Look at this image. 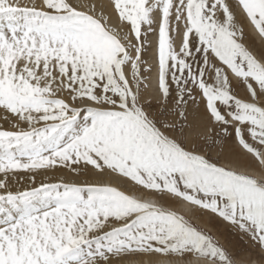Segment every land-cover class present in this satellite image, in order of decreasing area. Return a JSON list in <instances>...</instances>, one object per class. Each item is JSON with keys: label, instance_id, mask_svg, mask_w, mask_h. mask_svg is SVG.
Returning <instances> with one entry per match:
<instances>
[{"label": "snow or ice", "instance_id": "6c2138e0", "mask_svg": "<svg viewBox=\"0 0 264 264\" xmlns=\"http://www.w3.org/2000/svg\"><path fill=\"white\" fill-rule=\"evenodd\" d=\"M245 24L264 40V0H0V264H264Z\"/></svg>", "mask_w": 264, "mask_h": 264}, {"label": "rangeland", "instance_id": "374dc122", "mask_svg": "<svg viewBox=\"0 0 264 264\" xmlns=\"http://www.w3.org/2000/svg\"><path fill=\"white\" fill-rule=\"evenodd\" d=\"M244 28H245L246 45L249 46L257 54H259L261 51H264V40H261L259 35L256 33V31L253 28H251L250 25L245 24ZM248 28L252 30H249ZM248 30L250 31V33ZM236 92L238 95H241V96L244 95V90L242 87H238L236 89ZM4 126L7 127V124H5ZM242 166L253 168L247 164H244ZM152 196L156 200L157 204H164V200L162 198L157 197L155 195H152ZM194 217L195 219H197L193 221L194 223L198 224L201 228L205 229L206 231H209L213 236L219 239L221 243L226 244L227 241H231L232 244L235 245V247L232 249L234 252L243 251L245 255H251L255 252V249L252 248L250 243L247 241V238H244V240H241L238 236L233 235L231 232H229L225 224L212 220L207 215L199 216V217L194 216ZM253 260H255L254 255H253Z\"/></svg>", "mask_w": 264, "mask_h": 264}, {"label": "bare ground", "instance_id": "6f19581e", "mask_svg": "<svg viewBox=\"0 0 264 264\" xmlns=\"http://www.w3.org/2000/svg\"><path fill=\"white\" fill-rule=\"evenodd\" d=\"M249 30H252V29H249ZM249 33H250V31H249ZM0 123H3V113L2 112H0ZM232 166H236V165H232ZM238 170H247L252 174H257L255 169L249 168V167L241 166L240 168H238ZM137 194L141 195V193H137ZM144 198L148 199L149 202L156 203V200L153 198L152 195L151 196H144ZM165 206H170V205L165 204ZM171 206L174 207L176 211L189 216L193 221L197 220V219H195L192 212L190 211V209L192 207L191 205L186 204V203H179V204L177 203V205H171Z\"/></svg>", "mask_w": 264, "mask_h": 264}]
</instances>
